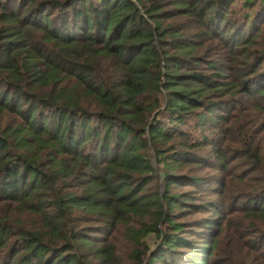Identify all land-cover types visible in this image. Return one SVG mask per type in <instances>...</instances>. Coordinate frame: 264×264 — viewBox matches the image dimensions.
Segmentation results:
<instances>
[{
    "label": "trees",
    "instance_id": "16d2710c",
    "mask_svg": "<svg viewBox=\"0 0 264 264\" xmlns=\"http://www.w3.org/2000/svg\"><path fill=\"white\" fill-rule=\"evenodd\" d=\"M0 264H264V0H0Z\"/></svg>",
    "mask_w": 264,
    "mask_h": 264
},
{
    "label": "rangeland",
    "instance_id": "374dc122",
    "mask_svg": "<svg viewBox=\"0 0 264 264\" xmlns=\"http://www.w3.org/2000/svg\"><path fill=\"white\" fill-rule=\"evenodd\" d=\"M150 240H151V241H153V237H152V238H150Z\"/></svg>",
    "mask_w": 264,
    "mask_h": 264
}]
</instances>
